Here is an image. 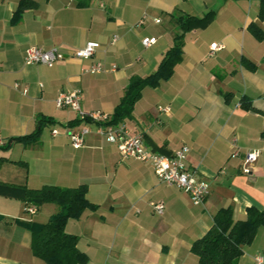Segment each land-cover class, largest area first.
Wrapping results in <instances>:
<instances>
[{"label": "crops", "instance_id": "1", "mask_svg": "<svg viewBox=\"0 0 264 264\" xmlns=\"http://www.w3.org/2000/svg\"><path fill=\"white\" fill-rule=\"evenodd\" d=\"M21 1L0 0L1 146L46 123L39 143L0 148V183L25 186L29 193L86 185L99 209L66 225V233L79 238L86 264H200L192 245L211 230L220 209L231 208L237 222L250 207L264 208V41L248 31L251 23L264 30L259 0H32L36 7L13 23ZM210 12L216 15L207 28L186 34L173 77L145 88L122 123L132 136L143 137L150 152L172 156L189 149L185 166L210 186L205 203L195 206L183 190L161 183L151 165L123 159L96 123L71 126L80 114L57 108L55 101L61 93L81 91L83 113L111 117L130 79L154 73L173 46L180 31L173 14ZM148 19L151 28L138 31ZM145 38L157 43L147 48ZM89 42L101 45L93 58H72ZM213 43L225 48L213 54ZM31 48H57L67 58L51 66L27 65ZM97 64L103 71L92 74ZM249 102L254 109L244 106ZM83 129L89 134L75 149L68 132ZM250 151L260 156L246 175L242 168ZM152 203L165 205L163 215ZM26 206L0 196V264H46L33 255ZM61 212L46 204L33 221ZM257 257L264 261V228L244 247L239 263L258 264Z\"/></svg>", "mask_w": 264, "mask_h": 264}, {"label": "trees", "instance_id": "2", "mask_svg": "<svg viewBox=\"0 0 264 264\" xmlns=\"http://www.w3.org/2000/svg\"><path fill=\"white\" fill-rule=\"evenodd\" d=\"M259 19L264 22V0H259ZM32 0H22L13 17V23H18L24 12L36 7ZM215 13L210 12L203 17L189 14H173L179 33L174 39L173 46L166 52L158 69L147 77L134 76L126 88L125 95L116 107L110 121L103 124L95 122L90 117L72 122L74 126L82 121L96 123L102 126H118L126 119L132 117L136 103L141 99L143 90L147 87L156 88L163 82L170 80L176 66L184 58V39L186 34L198 29L207 28L215 19ZM248 31L257 41H264V30L257 23H251ZM244 64L252 71L257 66L248 60ZM231 94H226L227 101ZM247 109H254L251 102L244 104ZM42 126L34 133L10 140L9 144L0 148L8 150L15 143L34 145L39 143ZM264 137V128L262 131ZM88 187L81 185L77 188H61L57 186H45L37 193H29L25 186H13L0 183V196L35 205L38 208L46 204H56L62 208V212L51 217L46 223L35 221L26 224L32 234L33 255L46 264H86L88 257L78 248L79 238L66 233V225L69 220H79L86 212H96L99 206L92 203L88 197ZM3 218L0 216V221ZM260 228H264V208L250 207L247 210V218L244 221H235L231 208L220 209L214 216V224L211 230L192 245V252L198 257L200 264H240V258L244 254V247L251 245Z\"/></svg>", "mask_w": 264, "mask_h": 264}, {"label": "built area", "instance_id": "3", "mask_svg": "<svg viewBox=\"0 0 264 264\" xmlns=\"http://www.w3.org/2000/svg\"><path fill=\"white\" fill-rule=\"evenodd\" d=\"M156 23H160L157 20ZM119 37L115 36L112 40V44L118 41ZM157 43V38H145L143 44L145 47H152ZM101 45L97 42H89L87 45L76 51L72 58L89 60L94 57L96 52L100 49ZM225 48L224 45L219 43H213L211 45V51H221ZM67 57L57 48L48 50L31 48L26 53L25 62L27 65H47L51 66L59 60H64ZM103 68L100 64H97L91 70L92 74L102 72ZM19 88V85H15ZM27 92V90H25ZM82 99L81 91H73L69 93H61L56 98V107L59 109L70 108L73 111L80 114L81 119L90 117L95 122H102L105 124L110 121V116L104 114H92L86 115L81 111L80 102ZM58 131L53 130L52 135L56 136ZM89 134L88 129H83L79 133L68 132L70 143L75 149H79L84 146L85 138ZM99 134L106 139L110 144L117 147L121 157L125 160L133 159L145 164H149L153 167L155 175L158 180L171 187H177L183 190L190 196L192 203L195 206H201L205 203L207 197L210 194V186L207 182L197 177L196 171L187 169L185 166V160L188 156L189 149L187 147L174 153L172 156H164L158 153L150 152L147 150L144 139L142 136H132L126 125L120 124L118 126H105L99 127ZM3 144L0 139V146ZM238 152L234 154L237 156ZM260 156L259 151H250L245 155V162L242 168V172L246 175L252 171V166L258 161ZM154 211L158 215H163L165 205L163 203H152ZM39 208L35 205L26 206V214L29 216V222H32L37 215ZM258 264H264L261 257H257Z\"/></svg>", "mask_w": 264, "mask_h": 264}, {"label": "rangeland", "instance_id": "4", "mask_svg": "<svg viewBox=\"0 0 264 264\" xmlns=\"http://www.w3.org/2000/svg\"><path fill=\"white\" fill-rule=\"evenodd\" d=\"M162 21L164 22L163 19H162ZM149 24H151V23H150V20L148 19V20H147V23H146V26L139 28L140 30L138 29V31H143L144 29H147V28L150 29L151 26H149ZM163 24H164V23H163ZM163 24H161L160 26L162 27ZM148 26H149V27H148ZM48 131H49V129L46 130V132H48ZM36 217H37V216H35L34 220L37 219ZM45 219H46V217H45V215H44L43 217L39 218L38 220H41V221L43 220V223L48 222V220L44 221ZM36 222H37V221H36ZM38 223H40V222H38Z\"/></svg>", "mask_w": 264, "mask_h": 264}]
</instances>
